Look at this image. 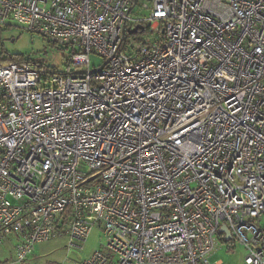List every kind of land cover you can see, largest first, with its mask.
Here are the masks:
<instances>
[{"label":"built area","instance_id":"1","mask_svg":"<svg viewBox=\"0 0 264 264\" xmlns=\"http://www.w3.org/2000/svg\"><path fill=\"white\" fill-rule=\"evenodd\" d=\"M4 25L83 68L0 59V264L95 226L78 264H264V0H0Z\"/></svg>","mask_w":264,"mask_h":264},{"label":"rangeland","instance_id":"2","mask_svg":"<svg viewBox=\"0 0 264 264\" xmlns=\"http://www.w3.org/2000/svg\"><path fill=\"white\" fill-rule=\"evenodd\" d=\"M146 0H138V4ZM135 10L144 16L147 14L145 9ZM134 13V12H133ZM20 55L26 60L31 59L34 62L49 66L58 72H67L68 70H80L81 65L76 66L70 62L75 56L70 47H61L52 45L42 36L22 30L18 25L0 26V59L8 56ZM103 58L95 53L90 54V67L94 68L100 65ZM14 237L9 235L0 244V261L10 258L13 255ZM103 238L100 229L95 226L82 250L72 248L68 250L65 245V239L54 237L48 241L37 243L31 255L18 264H74L80 259L86 258L95 249H101ZM229 241H218L217 249L208 257L210 264H243V257L246 254L242 245L228 247ZM77 262V264H78ZM219 262V263H217Z\"/></svg>","mask_w":264,"mask_h":264},{"label":"trees","instance_id":"3","mask_svg":"<svg viewBox=\"0 0 264 264\" xmlns=\"http://www.w3.org/2000/svg\"><path fill=\"white\" fill-rule=\"evenodd\" d=\"M54 45V44H52ZM7 59H11V60H16V61H20V60H23L25 59L24 57L20 56V55H13V56H8ZM27 61H31V59H28ZM35 65L39 68V67H43V64L41 63H35ZM53 71L52 72H55L56 70L55 69H52Z\"/></svg>","mask_w":264,"mask_h":264},{"label":"water","instance_id":"4","mask_svg":"<svg viewBox=\"0 0 264 264\" xmlns=\"http://www.w3.org/2000/svg\"><path fill=\"white\" fill-rule=\"evenodd\" d=\"M137 28H142V26L141 25H136L134 28L130 29L129 32H135ZM74 72L76 73V72H79V71L75 70ZM220 231H225L226 232V236L229 237V231L226 228L225 224L221 225Z\"/></svg>","mask_w":264,"mask_h":264},{"label":"crops","instance_id":"5","mask_svg":"<svg viewBox=\"0 0 264 264\" xmlns=\"http://www.w3.org/2000/svg\"><path fill=\"white\" fill-rule=\"evenodd\" d=\"M30 255H31V254H30ZM30 255H29V256H30ZM29 256H28V257H29ZM12 257H13V255L10 256V258H12ZM10 258H6V259H10ZM6 259H4V260H6ZM77 262H78V261H76L74 264H77Z\"/></svg>","mask_w":264,"mask_h":264}]
</instances>
